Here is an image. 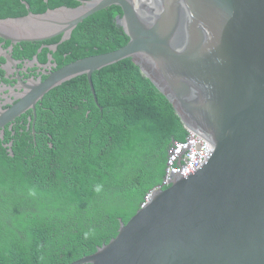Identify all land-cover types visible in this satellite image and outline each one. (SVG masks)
<instances>
[{"label": "water", "instance_id": "95a60500", "mask_svg": "<svg viewBox=\"0 0 264 264\" xmlns=\"http://www.w3.org/2000/svg\"><path fill=\"white\" fill-rule=\"evenodd\" d=\"M150 1L142 17L132 0H89L0 21V35L14 44L62 42L86 18L119 6L118 25L130 39L43 83L29 80L12 110L0 111V127L84 75L99 103L94 74L132 59L185 127L212 142L210 153L192 174L156 192L109 244L72 264H264V0Z\"/></svg>", "mask_w": 264, "mask_h": 264}, {"label": "trees", "instance_id": "16d2710c", "mask_svg": "<svg viewBox=\"0 0 264 264\" xmlns=\"http://www.w3.org/2000/svg\"><path fill=\"white\" fill-rule=\"evenodd\" d=\"M24 1L30 11L22 0H0V20L84 0ZM119 15L120 7H112L89 17L61 44L60 37L22 43L14 58L38 55L46 64L51 53L60 68L116 51L129 42ZM94 85L99 103L88 77H78L49 92L50 112L40 115L38 136L17 128L0 140V208L16 220L9 230L0 225V264H68L109 243L120 219H131L161 183L171 142L186 137L168 99L132 59L96 72Z\"/></svg>", "mask_w": 264, "mask_h": 264}, {"label": "clouds", "instance_id": "9594fccd", "mask_svg": "<svg viewBox=\"0 0 264 264\" xmlns=\"http://www.w3.org/2000/svg\"><path fill=\"white\" fill-rule=\"evenodd\" d=\"M84 1H89V0H84ZM133 3H134V7L137 11V14L139 17H142L143 16V13H142V6H144V13L145 15H149V11L147 9L148 5H151V1L150 0H132ZM81 2H79V6H80ZM62 7H65V6H62ZM78 7V6H77ZM75 7V8H77ZM113 7H119V6H113ZM60 8V7H58ZM68 8V7H66ZM112 8V7H110ZM57 9V8H55ZM54 9V10H55ZM71 9H74V8H71ZM109 9V8H108ZM121 9V8H120ZM52 10V9H51ZM107 10V9H106ZM122 10V9H121ZM105 11V10H104ZM123 12V11H122ZM100 13V12H99ZM98 14V13H97ZM96 15V14H95ZM120 16V15H119ZM118 16V17H119ZM93 17V16H91ZM89 18V17H88ZM86 18V19H88ZM10 19H18V18H10ZM85 19V20H86ZM84 20V21H85ZM83 23V22H82ZM81 24V23H80ZM79 24V25H80ZM117 24H118V18H117ZM118 27L122 28L121 26L117 25ZM78 27V26H77ZM76 27V28H77ZM75 28V29H76ZM74 29V30H75ZM123 29V28H122ZM73 30V31H74ZM72 31V33H73ZM124 31V29H123ZM72 33H71V36H72ZM125 33V31H124ZM125 35L127 36V34L125 33ZM57 37H60V41L58 44H61L63 42H66L68 40L71 39H68L66 41H62L61 42V36H57ZM55 37V38H57ZM128 37V36H127ZM129 38V37H128ZM54 39V38H53ZM52 40V39H51ZM50 41V40H48ZM130 41V39H129ZM46 42V41H44ZM31 43H35V42H31ZM36 43H42V42H36ZM129 43V42H128ZM127 43V44H128ZM58 44H53V45H50L49 46V49L51 50V52H55L57 50V47H58ZM126 44V45H127ZM125 45V46H126ZM56 46V49L53 50L52 48ZM45 46L43 45L40 49H39V53L42 51V49L44 48ZM123 48V47H122ZM121 49V48H120ZM119 50V49H118ZM117 51V50H116ZM114 52V51H113ZM111 53V52H110ZM108 54V53H107ZM102 55V54H101ZM49 56H51L52 60L49 61ZM97 56V55H96ZM92 57V56H91ZM13 58H14V55H13ZM35 58H37V62L35 61ZM87 58V57H86ZM85 59V58H83ZM14 60L16 62H14L15 64H12V62L8 63L7 62V59L5 58V62H0V68L3 69V71H6L8 73H13V72H16L17 73V78L18 80L22 83V85H25V83L29 82V80H33L35 82H44L45 80L48 79L50 73L52 72H55L57 71L59 68H57V64L55 63L54 61V58L52 56V54L50 53L48 55V60H47V63L46 64H42L40 63L39 61V58H38V55H36L33 59H26V60H17L14 58ZM79 61V60H78ZM133 61V60H132ZM76 62V61H75ZM134 62V61H133ZM74 63V62H73ZM135 63V62H134ZM136 64V63H135ZM69 65V64H68ZM137 65V64H136ZM139 66V65H138ZM140 67V66H139ZM61 68V67H60ZM141 69V67H140ZM141 72L143 73V70L141 69ZM95 75V74H94ZM144 75V73H143ZM84 76H87V75H84ZM145 76V75H144ZM81 77V76H80ZM146 77V76H145ZM78 78V77H77ZM77 78H74V79H77ZM147 78V77H146ZM73 79V80H74ZM150 80V79H149ZM72 81V80H71ZM151 81V80H150ZM70 82V81H69ZM152 82V81H151ZM67 83V82H66ZM65 85V83H64ZM95 86V85H94ZM62 87V86H61ZM155 87V86H154ZM60 88V87H58ZM58 88H54V89H58ZM156 88V87H155ZM52 89V90H54ZM157 89V88H156ZM158 90V89H157ZM51 91V90H50ZM49 91V92H50ZM159 91V90H158ZM49 92H47L43 97H42V100H40L37 104H36V107H35V110L31 109L29 111H27L25 114L21 115L20 117H18L16 120H14L12 123L10 124H7V126L11 125V126H14L19 119L23 118L24 116L28 115L29 117H38V116H43L47 113L50 112V106H51V97L50 96H47L49 94ZM160 92V91H159ZM161 93V92H160ZM162 94V93H161ZM94 95V94H93ZM163 95V94H162ZM164 96V95H163ZM165 97V96H164ZM169 101V100H168ZM17 102V101H16ZM15 102V104H16ZM171 105V104H170ZM172 106V105H171ZM173 108V107H172ZM174 110V109H173ZM177 115V114H176ZM40 118V117H39ZM180 118V117H178ZM26 128H31V130H27L26 128H21V129H25L26 131H32L33 135H34V138L36 136H38V130H37V124L34 122V123H31L29 125H25ZM185 127V125H184ZM186 128V127H185ZM17 129V128H14L13 130H9V131H13V134H14V130ZM187 129V135L184 139H180V140H174L171 142L169 148H168V151H167V159H166V164H165V170H164V176H163V179L161 181V183L159 185H157V187L151 189L144 197V201L140 207L141 208H144L146 207L152 200V198L154 197L155 193L158 192V191H164V190H167L168 188H170L173 183L175 182L176 178L178 176H181L183 178H186L187 176H189L190 174L193 173V171H195L197 168H199L200 166L196 167L194 170H191V171H185V167H186V164H187V161L190 160L191 158H194L196 156V153H197V150L199 147H202L204 144H186L187 141H188V137L190 135L191 132H194L196 134H199L197 131L195 130H192L190 128H186ZM201 135V134H199ZM202 137H204L207 141H208V144L207 146L209 148H211V144L212 142L205 136L201 135ZM8 149H9V154L11 156H14V151H13V145L10 144V145H7ZM207 160V159H206ZM139 209V210H140ZM138 210V211H139ZM0 211H5V209L3 208H0ZM137 211V212H138ZM136 215V214H135ZM134 215V216H135ZM133 216V217H134ZM132 217V218H133ZM131 218V219H132ZM129 219L127 222H124L123 219H120V227L122 224H128V222L131 220ZM1 225V224H0ZM120 230V228H119ZM21 232L22 233V237L23 238H26L28 236V233L25 231V230H22ZM119 233V231H118ZM118 235V234H117ZM115 238V237H114ZM113 239V238H112ZM111 239V240H112ZM110 240V241H111ZM110 243V242H109ZM109 243H105V244H109ZM104 245V244H103ZM102 245V246H103ZM99 247H101V245H99L97 247V249H99ZM97 251V250H96ZM95 251V252H96ZM94 253V252H93ZM92 254V253H91ZM91 254H86V255H83V256H87V255H91ZM82 256V257H83ZM80 257V258H82ZM80 258H77L75 260H73V262H70L68 264H72L74 262H76V260L80 259Z\"/></svg>", "mask_w": 264, "mask_h": 264}, {"label": "flooded vegetation", "instance_id": "af4514ba", "mask_svg": "<svg viewBox=\"0 0 264 264\" xmlns=\"http://www.w3.org/2000/svg\"><path fill=\"white\" fill-rule=\"evenodd\" d=\"M8 19H1L0 21L9 20ZM14 38V41L19 40V35L15 33V35H12ZM26 42H33V41H25L20 42L17 44H14L13 40L6 38L3 35H0V53L6 52V55H14V51L17 48L18 45ZM10 48H13L10 52ZM4 56H0V62L1 60L5 59ZM23 85L17 78V73H8L4 71L3 76L0 77V111L3 112H10L12 108L15 106V102L17 101V97L23 93ZM40 116L38 117H29L28 115L24 116L23 118L19 119L18 122L14 126H1L0 127V140L4 141L6 139V133L9 130H13L14 128H26L25 125H29L31 123H36L39 125L40 123ZM27 130H31V128H26ZM13 143H8L7 145H10Z\"/></svg>", "mask_w": 264, "mask_h": 264}, {"label": "built area", "instance_id": "2783aa9c", "mask_svg": "<svg viewBox=\"0 0 264 264\" xmlns=\"http://www.w3.org/2000/svg\"><path fill=\"white\" fill-rule=\"evenodd\" d=\"M190 143L204 144V145L198 148L196 156L194 158H191L190 160L187 161L185 171L194 170L196 167L202 165L208 158L211 149L207 146L208 141L201 135L196 134L194 132L190 133L186 144H190Z\"/></svg>", "mask_w": 264, "mask_h": 264}, {"label": "rangeland", "instance_id": "374dc122", "mask_svg": "<svg viewBox=\"0 0 264 264\" xmlns=\"http://www.w3.org/2000/svg\"><path fill=\"white\" fill-rule=\"evenodd\" d=\"M0 224L4 229L9 230L16 226V220L13 219L8 212L0 211Z\"/></svg>", "mask_w": 264, "mask_h": 264}]
</instances>
